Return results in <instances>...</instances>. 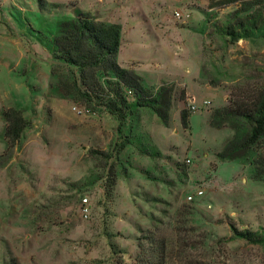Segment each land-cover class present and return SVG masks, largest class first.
Returning <instances> with one entry per match:
<instances>
[{
	"label": "rangeland",
	"instance_id": "rangeland-1",
	"mask_svg": "<svg viewBox=\"0 0 264 264\" xmlns=\"http://www.w3.org/2000/svg\"><path fill=\"white\" fill-rule=\"evenodd\" d=\"M84 15L120 26L116 61L151 98L62 90H84L54 45L60 24ZM263 92L264 0H0V264H264V137L221 159L248 128L212 124ZM111 99L126 112L120 130ZM10 109L28 123L16 144Z\"/></svg>",
	"mask_w": 264,
	"mask_h": 264
},
{
	"label": "trees",
	"instance_id": "trees-1",
	"mask_svg": "<svg viewBox=\"0 0 264 264\" xmlns=\"http://www.w3.org/2000/svg\"><path fill=\"white\" fill-rule=\"evenodd\" d=\"M228 36L237 41L238 36L234 29L230 28ZM121 40V28L115 24H105L94 20L91 16H78L68 21L62 22L59 27L58 37L55 39L56 58L63 60L69 65H73L80 70V80L84 90L80 89L77 82L72 86H62V90L71 96L84 98L92 101V98H119L123 105L124 88L133 91L139 96L151 98L150 94L141 84L140 77L122 67L116 61ZM112 74L115 81H108L110 88H105L99 81L98 74ZM69 90V91H67ZM163 87L156 95L155 103L160 108H156L159 118L168 122V109L170 102H165L163 98ZM140 97V98H141ZM108 106L109 113L115 115L119 121V130L126 119V112L119 107L117 102L110 100ZM228 108L218 110L212 117V124L216 127L226 125L230 119L242 120L248 128V132L241 140L234 139L220 154L221 159L240 157V151L256 144L260 138L264 137V92L257 98H241L240 101L232 100ZM162 106V107H161ZM166 107V113L162 108ZM4 118L7 121L6 138L11 144H16L21 138L23 130L28 126L27 121L16 110L5 111ZM188 111H181V123L183 128L189 125ZM215 119L223 120V123H215ZM229 125V124H227ZM255 170L258 175L264 174V156H260L255 161ZM254 234L246 232L245 239L251 240Z\"/></svg>",
	"mask_w": 264,
	"mask_h": 264
},
{
	"label": "built area",
	"instance_id": "built-area-1",
	"mask_svg": "<svg viewBox=\"0 0 264 264\" xmlns=\"http://www.w3.org/2000/svg\"><path fill=\"white\" fill-rule=\"evenodd\" d=\"M202 195H203V191H198V192H195V193L191 194L190 196H188L187 199H188V201H193L196 198L201 197ZM83 202H84V204H83L82 214L87 217L88 213H89L88 200L85 199Z\"/></svg>",
	"mask_w": 264,
	"mask_h": 264
}]
</instances>
